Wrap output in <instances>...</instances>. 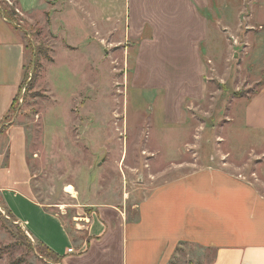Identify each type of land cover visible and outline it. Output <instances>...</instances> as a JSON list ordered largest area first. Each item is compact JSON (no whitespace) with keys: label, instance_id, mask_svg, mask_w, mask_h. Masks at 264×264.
Masks as SVG:
<instances>
[{"label":"rangeland","instance_id":"1","mask_svg":"<svg viewBox=\"0 0 264 264\" xmlns=\"http://www.w3.org/2000/svg\"><path fill=\"white\" fill-rule=\"evenodd\" d=\"M14 1L0 0L2 17L11 27L16 23L25 28L27 39L18 35L25 45L32 43L35 52L32 57L31 49H26V82L15 110L0 124H5L0 129V136H5L0 152L6 153L10 129L18 126L25 131L37 200L52 205L49 209L61 216L73 237L86 238L79 230L85 221L81 227L78 222L91 218L98 205L119 204L124 198L129 211L143 192L175 177L176 169L156 177L169 167L170 157L175 162L198 158L201 163L227 166L258 180L264 193V131L246 130L244 122L246 102L264 82L260 37L264 0H212L216 7L226 6L216 10L217 33L223 38L217 48L222 55L202 57L205 94L196 100L185 96L184 123L173 131L164 128L162 91L140 90L139 74L132 58L127 65L123 41L106 37L109 30L124 28V0H91L97 6L87 3L77 9L70 0H41L29 18L15 12ZM115 36L121 38L123 33ZM38 48L55 59L53 64L41 58L38 69ZM154 77L160 85L163 74ZM186 142L198 144L195 155L179 156ZM3 155L0 164L6 165ZM131 193H135L132 200ZM13 202L32 215L29 231H39L62 255L63 227L50 215L40 219L41 213L20 199ZM45 249L12 216L0 195V264H61L48 255L42 257L39 252ZM205 251L180 245L169 264H204L203 258L212 255Z\"/></svg>","mask_w":264,"mask_h":264},{"label":"crops","instance_id":"2","mask_svg":"<svg viewBox=\"0 0 264 264\" xmlns=\"http://www.w3.org/2000/svg\"><path fill=\"white\" fill-rule=\"evenodd\" d=\"M16 2L20 13L28 18L41 5V0ZM124 2V28L109 30L106 37L120 44L123 41L127 65L132 58L133 70L139 74L136 83L140 90L158 88L162 91L164 128L177 130L186 116L185 98L196 100L205 94L202 57L222 55L221 47L217 48L223 38L217 33L216 10L226 6L216 7L212 0ZM68 3L75 9L87 3L90 6L98 4L91 0H70ZM55 20L52 17V26ZM116 32H122L123 36L117 38ZM101 34L104 43L107 39L103 32ZM260 37L264 41V35L260 34ZM247 47H251L249 43ZM257 49L260 50L258 45ZM25 66V43L0 16V124L20 91ZM157 73L163 74L160 85L154 77ZM244 122L246 130L264 131V85L246 102ZM198 136L197 133L195 138ZM4 137L0 136V144ZM8 137L6 153L0 152V163L3 154L7 156L6 165L0 164L3 204L34 240L61 258V264H169L180 245L201 249L204 254L207 253L205 250L212 252L210 258L208 255L203 258L204 264H264V193L259 189L258 180L251 181L227 166L209 164L208 161H202V164L198 158L192 162H175L177 159L170 157L169 167L156 177L176 169L175 177L143 192L135 198L129 211L123 204L127 203L124 198L119 204L98 205L91 218L78 222L81 227L85 221V227L79 230L84 231L86 238H75L61 216L49 209L52 205L37 200L25 131L13 127L8 131ZM187 144L184 143L179 156L198 152V144H188V149ZM131 195L130 200L135 193ZM13 199L29 204L36 213L39 211L40 219L50 215L63 227L60 234L66 245L62 255L39 231H29L32 215L23 212L20 205L17 207ZM70 249H73L72 253ZM200 259L198 257L199 262Z\"/></svg>","mask_w":264,"mask_h":264},{"label":"trees","instance_id":"3","mask_svg":"<svg viewBox=\"0 0 264 264\" xmlns=\"http://www.w3.org/2000/svg\"><path fill=\"white\" fill-rule=\"evenodd\" d=\"M14 3L16 4V6H18V2H16V0L14 1ZM15 12H17V13H20V11L18 10V7H16L15 8ZM21 14V13H20ZM0 15L2 16V13H1V11H0ZM15 15V14H14ZM17 16V15H16ZM12 27L14 28V30L16 31V32H20L26 39H27V36H28V32L25 30V28H23L22 26H19L18 24H13L12 25ZM22 36V37H23ZM23 39V38H22ZM26 49L27 48H29V49H31V52H32V57H33V55H34V52H35V49H34V47H33V45H32V43H27L26 45ZM41 58L42 59H47V60H49V61H53V58L49 55V54H46L42 49H40V48H38L37 50H36V55H35V59H36V65H37V67H38V69H39V67L41 66V64H40V60H41ZM36 67V68H37ZM26 82V75H25V79H24V81H23V83H22V85H24V83ZM33 85V83H31L30 85H29V87H31ZM264 85V82L263 83H261L260 84V87L261 86H263ZM258 92V91H257ZM257 94V93H256ZM18 96H19V93H18V95L16 96V98L14 99V102H13V104H12V106H11V108H10V111H9V113L6 115V117L5 118H8L9 116H10V113L12 112V111H14L15 110V107H16V103H17V101H18ZM250 99V98H249ZM248 99V100H249ZM5 128V127H4ZM4 128H2V129H4ZM40 243V242H39ZM42 246H44L42 243H40ZM46 249L45 250H43V251H41V252H39L40 253V255L42 256V257H44L45 255H48V256H50L52 259H55L56 261L57 260H61V258L58 256V255H56L54 252H52V250H50L49 248H47L46 246H44ZM45 252H46V254H45ZM16 264V263H15Z\"/></svg>","mask_w":264,"mask_h":264},{"label":"water","instance_id":"4","mask_svg":"<svg viewBox=\"0 0 264 264\" xmlns=\"http://www.w3.org/2000/svg\"><path fill=\"white\" fill-rule=\"evenodd\" d=\"M4 126H5V124L1 125V126H0V129H2V127H4ZM18 223H19V222H18ZM23 228H24V227H23Z\"/></svg>","mask_w":264,"mask_h":264},{"label":"built area","instance_id":"5","mask_svg":"<svg viewBox=\"0 0 264 264\" xmlns=\"http://www.w3.org/2000/svg\"><path fill=\"white\" fill-rule=\"evenodd\" d=\"M73 249H70L69 252L72 253Z\"/></svg>","mask_w":264,"mask_h":264}]
</instances>
